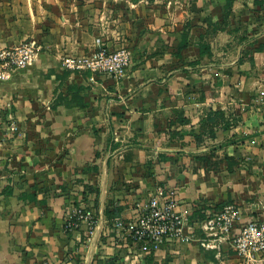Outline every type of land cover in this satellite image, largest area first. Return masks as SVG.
I'll use <instances>...</instances> for the list:
<instances>
[{
    "label": "crops",
    "instance_id": "1",
    "mask_svg": "<svg viewBox=\"0 0 264 264\" xmlns=\"http://www.w3.org/2000/svg\"><path fill=\"white\" fill-rule=\"evenodd\" d=\"M226 3L0 0V47H42L0 82V264H243L196 242L143 253L125 233L158 191L189 220L200 202L264 220V0ZM96 40L131 51L125 78L62 68ZM74 209L91 228L64 229Z\"/></svg>",
    "mask_w": 264,
    "mask_h": 264
},
{
    "label": "built area",
    "instance_id": "2",
    "mask_svg": "<svg viewBox=\"0 0 264 264\" xmlns=\"http://www.w3.org/2000/svg\"><path fill=\"white\" fill-rule=\"evenodd\" d=\"M42 47L33 39L23 40L15 47H0V82L8 81L20 70L31 66ZM133 56L126 48L110 51L101 40H96L94 52L82 58H66L62 62L65 71L109 76L118 80L126 77L132 66ZM18 132L14 120H9L5 135ZM0 129V144L2 142ZM194 214L197 217L192 218ZM240 209L234 204L218 206L213 203H198L190 209V220L177 211L171 199L164 198L158 191L138 213L133 224L125 228L128 239L138 244L143 253L156 250L165 242H196L204 250H214L218 254L231 253L243 264H264V220L252 218L240 223ZM85 222L92 227V215L80 209L72 210L66 217L64 229H77ZM122 224L116 223L120 228ZM191 233H185V227ZM199 232V236L195 235Z\"/></svg>",
    "mask_w": 264,
    "mask_h": 264
},
{
    "label": "trees",
    "instance_id": "3",
    "mask_svg": "<svg viewBox=\"0 0 264 264\" xmlns=\"http://www.w3.org/2000/svg\"><path fill=\"white\" fill-rule=\"evenodd\" d=\"M232 1L233 0H227V3H226V11L227 12L230 11ZM185 45H186V36L184 35V39H182V42H181L180 47H179V51H181L185 47ZM78 94H79L78 91H74V90L71 91V100L69 102L70 104L69 103L66 104V107H72L73 105L80 107V108L85 107L83 100L78 97Z\"/></svg>",
    "mask_w": 264,
    "mask_h": 264
}]
</instances>
